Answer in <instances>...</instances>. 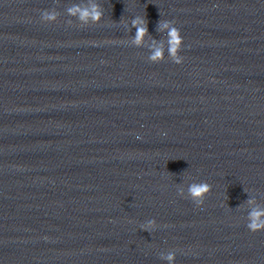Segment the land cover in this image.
Here are the masks:
<instances>
[{"label":"clouds","instance_id":"clouds-1","mask_svg":"<svg viewBox=\"0 0 264 264\" xmlns=\"http://www.w3.org/2000/svg\"><path fill=\"white\" fill-rule=\"evenodd\" d=\"M68 14L72 16H78V18L87 22L91 19L93 22H98L101 18V12L97 5H91L90 7L81 8L79 5H74L67 9ZM42 19L47 21H54L56 19L55 13L44 12L42 14ZM143 24L142 27H138L137 33L135 36V42L140 44L143 40V37L147 34V24L146 21L142 20H134L133 26H137ZM168 29V43L169 48L168 52L172 59V61L176 64H180L183 62V57L179 55L181 47L183 45V37L181 35L180 30L174 26V21H166L160 22L158 24V30ZM163 58V49L157 48L154 50L151 60L153 62H158ZM210 185L207 183H193L189 186V195L192 200L199 206L204 202V196L209 192ZM251 203V201H249ZM264 209L254 208L249 213L250 223L247 225L248 229L252 232H257L264 230ZM154 221H149L148 225H146V229H151ZM169 261V264H174L175 261V253H168L166 256L162 257Z\"/></svg>","mask_w":264,"mask_h":264}]
</instances>
